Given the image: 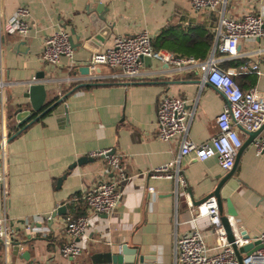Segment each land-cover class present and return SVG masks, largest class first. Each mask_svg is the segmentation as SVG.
<instances>
[{"label": "crops", "instance_id": "1", "mask_svg": "<svg viewBox=\"0 0 264 264\" xmlns=\"http://www.w3.org/2000/svg\"><path fill=\"white\" fill-rule=\"evenodd\" d=\"M20 6L30 12L26 37L6 32ZM226 12L264 15V0H226ZM220 14V10L195 11L190 0H0V141L3 136L9 139L6 148H0V171L6 175L0 183V217L14 232L8 250L0 244V264H92V254L113 253L126 241L139 246L148 257L145 264H175L178 237L195 226L208 245H216L208 217L190 221L189 201L199 204L214 189L216 181L211 178L228 170L214 157L201 161L190 154L181 160L185 185L151 171L174 160L180 151L179 137L169 141L158 137L160 97L169 92L195 107L188 132L202 143L218 133L223 93L202 82L199 70L176 72L157 59L144 60L145 74L135 80L106 65L91 69L88 61L116 35L142 30L150 31L154 46L183 57H195L185 42L210 35L208 58L216 48ZM60 28L70 34L73 64L66 56L56 65L43 59L45 37ZM215 55L221 57L217 51ZM254 64L259 65L257 70L241 72V67ZM219 65L236 72L243 91H264V37L242 39L238 55L222 56ZM39 73L44 77L36 78ZM33 82L46 85L44 108L67 95L64 106L52 108L12 137L19 129V105L30 106L24 94ZM263 134L264 129L243 148L234 188L223 192L224 210L229 198L237 211L231 218L234 229L242 226L250 237L264 231V152L257 155L254 146ZM242 137L245 143L250 135ZM103 149L119 155L124 177L108 157L92 155ZM113 180L119 182V204L109 214L94 213L80 197ZM61 206L64 211L50 225L43 215ZM79 215L90 216L86 234L77 239L83 252L65 258L60 249L69 240L66 222ZM26 223L48 230L26 242Z\"/></svg>", "mask_w": 264, "mask_h": 264}, {"label": "built area", "instance_id": "2", "mask_svg": "<svg viewBox=\"0 0 264 264\" xmlns=\"http://www.w3.org/2000/svg\"><path fill=\"white\" fill-rule=\"evenodd\" d=\"M190 1L195 11L211 9L220 10L221 13L216 48L208 58L199 60L195 57L178 56L170 50L156 47L150 31L142 30L134 34L116 35L105 50L95 52L88 61L91 69L106 65L118 70L122 76L135 80L144 76V57L149 56L176 72L199 70L202 82L211 84L223 93L225 103L217 117L218 133L202 143L192 140L188 132L195 107H190L186 99L176 94L166 92L160 97L158 137L165 141L179 137L180 151L174 160L154 168L151 174L174 178L183 185L187 183L181 165L183 156L191 154L201 161L214 157L223 169L229 170L234 166L236 156L243 145L242 134L258 130L264 125V91L256 88L243 91L236 80V72L231 69L225 70L219 65L222 56L238 55V46L242 39L264 37V15L260 12H247L242 16L228 15L226 0ZM29 13L27 7L20 6L8 20L6 32L26 37L30 31V23L27 19ZM216 51L221 54V57L215 55ZM63 56L68 57L71 64L74 63V48L70 34L64 28H60L45 37L43 59L56 65L61 62ZM258 67V64H254L243 66L240 70L251 72ZM2 86L3 82H0V89ZM7 142V136H3L0 148L5 149ZM254 146L257 155L264 152V134L254 140ZM92 155L108 157L110 165L120 170L121 177H124L119 155L112 154L110 149L96 151ZM5 181L6 175L0 171V183ZM153 190V187H149L150 192ZM80 198L94 213L109 214L121 200L119 182L103 181L86 191ZM189 204L193 212L190 221L196 222L201 217L209 218L216 233V245L214 247L208 245L204 234L195 226L188 234L178 237L175 264H240L232 242L228 240L216 197L209 196L197 205H194L192 201H189ZM89 226L90 216L88 215H79L67 220L66 234L69 240L60 249L63 257L77 258L82 254L83 249L77 239L86 234ZM47 230V227L26 223V231L29 235ZM242 231H244L242 226L235 230V243L238 247L256 240L262 243L260 249L243 255L244 264H264V231L249 238H244ZM13 239L14 232L7 219L0 217V244L3 243L4 249L8 250ZM214 248L216 251H213ZM5 264L8 262L6 261Z\"/></svg>", "mask_w": 264, "mask_h": 264}, {"label": "water", "instance_id": "3", "mask_svg": "<svg viewBox=\"0 0 264 264\" xmlns=\"http://www.w3.org/2000/svg\"><path fill=\"white\" fill-rule=\"evenodd\" d=\"M1 25V21H0ZM145 61H152V58L149 56L144 57ZM88 68V67H87ZM1 72V71H0ZM44 77L43 73H39L36 75V78ZM25 97L29 98L30 106H26V104H20L17 111H16V118L18 119V131L12 135L19 134L23 129H25L29 124L34 122L35 120L41 118L45 115L49 110L52 108H62L64 106V99L67 95L60 97L50 106L44 108L46 104V97H47V89L46 85L43 82H33L29 85L28 90L24 94ZM1 98V92H0ZM62 110V109H61ZM264 129V125L254 131H248L250 135L249 139L243 143L239 152L235 159L234 166L228 170L226 174H221L216 177L211 178L212 181H216L214 189L212 192L205 197L208 198L209 196H215L218 201V206L220 210V216L222 219L223 226L227 232L228 240L232 242V245L236 251L237 257L239 259L240 264H244L243 261V253H251L257 249L262 247V243L260 240H256L254 242L237 246L235 243L236 234L234 230V223L231 218L237 215L236 209L233 207L231 199L227 198V211L224 210V200H223V192L225 190H232L234 188L233 178L236 165L238 163L240 154L243 148L253 140L262 130ZM11 137V138H12ZM9 140V139H8ZM112 153V152H111ZM205 199L199 201V203L203 202ZM65 209V206L59 207L55 212L45 213L43 216L49 218V224L53 222V219L57 216V214H61ZM51 225V224H50ZM244 238H249L250 236L246 233V231L241 232ZM34 237L31 235H27V239L25 240L28 242L32 240ZM15 248L19 249V244L17 243ZM27 258L29 257V253H24ZM148 257L146 255L141 254L140 248L138 245H134L131 241H126L125 243L121 244L119 249L115 252H98L91 255V262L92 264H145Z\"/></svg>", "mask_w": 264, "mask_h": 264}, {"label": "trees", "instance_id": "4", "mask_svg": "<svg viewBox=\"0 0 264 264\" xmlns=\"http://www.w3.org/2000/svg\"><path fill=\"white\" fill-rule=\"evenodd\" d=\"M209 37H210V35L198 38L196 40L195 39L189 40V41L185 42V46L190 47V49L188 51L193 52L196 59L204 60L207 58L208 52H209V49L211 46ZM238 83H239V81H238ZM12 114L13 113H10V116H9L10 118H11ZM13 130H17V129L14 128Z\"/></svg>", "mask_w": 264, "mask_h": 264}]
</instances>
